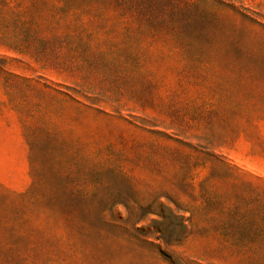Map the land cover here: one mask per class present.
<instances>
[{
    "label": "rangeland",
    "instance_id": "obj_1",
    "mask_svg": "<svg viewBox=\"0 0 264 264\" xmlns=\"http://www.w3.org/2000/svg\"><path fill=\"white\" fill-rule=\"evenodd\" d=\"M11 1L0 264H264L222 233L229 209L264 216V0H206L200 33L146 60L111 11L114 48L64 49L63 68L27 52L32 0Z\"/></svg>",
    "mask_w": 264,
    "mask_h": 264
},
{
    "label": "trees",
    "instance_id": "obj_2",
    "mask_svg": "<svg viewBox=\"0 0 264 264\" xmlns=\"http://www.w3.org/2000/svg\"><path fill=\"white\" fill-rule=\"evenodd\" d=\"M11 3V0H0V41L10 50L23 52L25 50L11 38L9 31L7 15L13 11ZM31 8L29 36L32 40L25 49L37 61L56 68H63L64 49L80 50L85 57L82 59L89 61L92 46L109 44L114 48L115 43L108 35L118 24L109 22L111 11L122 22L131 20L124 26L128 38L125 56L129 60H139L142 56L146 60V45L150 46L164 33L170 34L177 44L186 46L206 22V0H32ZM49 60L53 63H48ZM76 61L71 60L66 68L81 69ZM238 213V208L227 211L223 235L242 246H245L240 244L245 242L243 237L250 236V241L258 243V250L264 254V216L255 214L240 223Z\"/></svg>",
    "mask_w": 264,
    "mask_h": 264
}]
</instances>
